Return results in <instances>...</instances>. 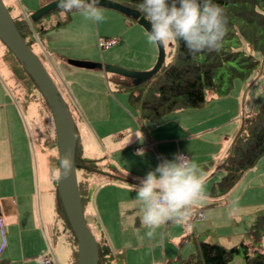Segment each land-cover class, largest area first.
Here are the masks:
<instances>
[{
	"label": "rangeland",
	"instance_id": "1",
	"mask_svg": "<svg viewBox=\"0 0 264 264\" xmlns=\"http://www.w3.org/2000/svg\"><path fill=\"white\" fill-rule=\"evenodd\" d=\"M17 3L19 5V2ZM101 8L103 11H107V8ZM24 10L26 11L28 9L26 8ZM113 11H115V14L113 16H106L107 19L104 24H96L86 21L76 11L67 13L63 19V23L59 25H57L59 20L56 21L53 17H49V14L44 16L43 19L46 22H44L43 25L46 24L51 27H44V39L43 35H41L42 33L35 34L36 36L32 35V37L34 36V41H36L39 46H41L42 41H45V44H47L48 39L51 45L56 42L62 43L60 45L62 52L56 53L54 56H50V53L48 54L46 51L42 53L40 48L36 49L31 43V45L29 44L28 40H26V42L41 60L60 94L64 98L68 109L72 114L83 156L85 158L98 159L96 162L98 168H100L98 164L103 165L101 161L104 159L107 163L117 169V166L122 167L128 165L129 162H140L147 153L145 150L152 149V142L149 139L152 137V132L158 129L159 122L143 117L140 114L139 105L129 102L130 100L128 101L129 91L117 90L112 79L114 74L106 70V66H114L134 72L148 71L153 67L157 59V45H151L147 42L148 32L138 25L135 20L131 19V17L125 16V14L119 11ZM11 12L12 16L15 15L14 11ZM29 15L28 19H30ZM96 25H99V27L105 26L107 31L115 32V37L112 38L116 39L117 42L108 47H99L97 44L98 38L104 39L106 34H97L95 32ZM120 33H122L121 36ZM1 44L2 43L0 42V45ZM243 47L247 52L250 51L252 53L251 49L246 47L245 44H243ZM175 49L176 44H170L167 47L164 46V64L171 60L172 55L175 53ZM4 51L5 55L2 56V59H4L2 61L6 66L5 77L10 76L15 79L17 82L16 85L18 86H10L4 82L2 83V95H4L5 91V96L3 98L1 96L0 105L9 106L10 103L12 105L10 109L15 112V115L19 113V108H17L15 104L16 102L20 105L22 110L26 109L27 112L30 111L29 114L31 115V118L28 120L25 117V124L28 125L27 129L29 127L30 133L28 134V130L26 133L29 135V143L34 149V154L36 155L38 150V155L44 156V161L46 160L45 153H50V150L46 151V148L51 146L47 141L49 140L53 143L51 139L54 136V133L51 135V128L53 130V126L48 108L44 104L42 96L36 86L33 85L32 81L13 55L5 48ZM252 55L259 59V65L247 79H234L232 81L233 84L229 85L228 88H225L224 86L223 89H225L226 92L221 93L222 95L224 94L223 96L213 90L205 89L204 105L202 104L201 106L194 108L182 107L168 115H175L178 118V115H187L192 112H196L198 115H212L213 112H216L218 107H223V104L231 107V104L234 102H236L235 112L236 105L238 106V113L236 115H244L252 110L251 103L256 97V107H254L257 108L264 99V57H261L258 53L254 52ZM69 60L93 63L94 65H71ZM220 78L222 79V82L219 83V85L222 86L224 83L229 84L228 77L224 75ZM236 82L238 83V86H235ZM4 85H7L8 87L10 86L8 93L7 90H4ZM239 87L242 89V95L240 94L241 91ZM11 98L14 99V104ZM221 98H223L224 101L222 105L218 104ZM23 114L26 116V111H24ZM182 118L183 117H180L179 120H182ZM239 124L240 123L237 124L236 122L231 137L234 132H236V129H238L237 127ZM112 134H115L116 137L114 138ZM208 137L214 138L213 135H208ZM149 145H151V147ZM225 149L223 150V153H218L217 158H220L221 155L223 157ZM196 150L202 151L203 149L196 147ZM173 158L174 157H172V159ZM216 167H218L217 164ZM219 168L223 170L220 166ZM222 172H220V175H218L217 178L224 173ZM79 174L80 172L77 171L76 178ZM55 184L56 180L54 186ZM125 185L135 189L134 182H127ZM210 186L211 185L209 184L205 187L206 193H208ZM233 189H235V198H228L227 200L226 197L225 200H227L228 203H237L234 207L241 210L238 217L239 221L234 225L236 237H233V240L238 244L240 242H245L247 239L248 236L246 233L248 232L250 223L255 219L256 215L264 212V156L260 157L251 168L243 172L241 177L231 187L227 194L229 195ZM46 193L49 194V199L54 203V194L48 191ZM135 197L136 192L132 194L131 198L136 201L138 207V213H136L137 219L135 218V212L128 209L122 212L116 210L117 214L113 215L109 230L112 233V238H115L116 240V247L123 244V235L126 233L130 234V229L127 228V224H129L130 221H132V225L136 224V228L133 229V231L136 230L135 241L141 239V241L147 243L158 241L159 243L164 244V258H166V264H179V262L176 261H169V258L172 257L168 253V249L170 250L168 247H174L175 243L173 238L177 239L185 233H189L190 235L194 234L196 240L199 239L206 242L217 243V241H215L216 237L212 231L207 228L208 223L206 220L199 221L203 227H200L197 224L195 227L202 229V232H206L208 235L198 233L201 231H195L191 227L188 231L185 230L184 227L187 224L186 222L177 223L174 221H168L157 228L154 235L149 238L147 236L149 229L142 223V205ZM205 199H207V197ZM204 201L205 200L201 202ZM111 202L112 201L106 206H110ZM197 208H200L199 204L193 207V213L198 211L196 210ZM230 210L231 209L228 208L226 209V212H229ZM56 213L57 211L54 215L49 214L48 211L42 213L41 223L46 226L50 239V243L45 245V247L51 249V255L53 257L55 251L59 252L60 256H64L65 252L64 264H68L67 259L69 250L72 249V235H70L67 228L63 229L62 226H59L58 216L55 215ZM83 214L89 230L95 237L94 228L87 223L88 215L84 208ZM39 215L41 216V211L39 212ZM220 215L223 217L222 212ZM188 221L194 222L192 224L197 222L191 217ZM120 222L125 223L124 227H126V229H124V232H121L116 228ZM99 226L102 229V226ZM203 228H207V230ZM243 232H245V235L244 239L241 240ZM220 242L221 243L217 244L220 245L223 243L222 241ZM194 243L195 241L190 239L185 244L177 246L179 249L181 248L182 252H185L183 258L187 257L190 253L196 254V245ZM222 246L226 247V245ZM118 251V253H116V251L114 253L117 254V257H120L122 252L121 250ZM46 253L47 252L42 253L39 256L45 255ZM37 258L38 256L36 255L34 259L38 264ZM229 264H244L241 252L233 255Z\"/></svg>",
	"mask_w": 264,
	"mask_h": 264
},
{
	"label": "crops",
	"instance_id": "2",
	"mask_svg": "<svg viewBox=\"0 0 264 264\" xmlns=\"http://www.w3.org/2000/svg\"><path fill=\"white\" fill-rule=\"evenodd\" d=\"M50 1L53 0H5V2L3 0V3L8 7L10 14L12 13L11 11H14L15 15L12 17L20 25L24 38L36 49L40 48L42 53L46 51L48 54L50 53V56H54L56 53L62 52V48L60 47L62 43L56 42L51 45L48 39L47 44H45V41H42L41 46H39L34 41V36L41 33L43 35L45 30L43 27H41L42 30L37 29V23L33 24L28 19L29 13ZM17 2H19V5ZM26 8L28 10L25 11L24 9ZM103 12L105 16H113L115 14V11L110 8H107V11ZM65 16L66 14L63 13L62 9L49 14V17H53L56 21H61ZM44 22L46 21L43 19L39 23L43 25ZM105 22L102 23L104 24ZM40 24L39 26H41ZM43 26L45 28L51 27L46 24ZM95 32L97 34L105 33L104 38H112L116 34L115 32L107 31L105 26L99 27V25H96ZM32 35L34 36L32 37ZM3 55H5V51L0 45V98L1 96L2 98L5 96V91L4 95H2L3 82L10 86H18L15 79L10 76L5 77L6 66L2 61L4 60L2 59ZM7 85H4V90H7L8 93L10 86L8 87ZM236 85L238 86L237 82ZM239 89L242 95L241 87ZM256 99L257 97L254 98L252 103L250 102L251 109L254 107ZM11 100L14 104V99L11 98ZM221 100L218 102L220 105L224 102L223 98ZM235 103H232L231 107L223 104V107H218L212 115H198V113L192 112L187 115H178L179 118L168 114L161 116L155 120L159 122L158 129L152 132V137L149 139L152 142V149L145 150L147 153L140 162H129L128 165L117 166L116 169L103 159L101 161L103 165H98L109 176L104 173H91L87 175L88 190L83 208L88 215L87 223L95 230V238L108 252L106 264H166L164 244L158 241L147 243L141 241V239L135 241L136 230L133 231V229L136 228V224L132 225V221L127 224L130 234L126 233L123 235V244L117 247L116 240L112 238L109 228L113 215L117 214L116 210L118 212L125 211L126 209L132 210L135 212V218L137 219L136 213H138V207L136 201L131 198L135 189L125 184L127 182H134L135 185H138L149 171L154 170L164 159L171 160L174 157L173 155L179 152L194 159L200 170L207 177L205 187L209 184L211 185L208 193L205 192L207 199H204V202H200V208L196 209L202 211L203 217L195 219L191 216L197 222L192 224L194 222L186 221L185 230L188 231L191 227L195 231H201L198 233L208 235V233L202 232V229L195 227L196 224L203 227L199 221L206 220L208 223L207 228L212 231L217 243H221L220 241H222L226 244L222 243L220 245H226V247L237 244L233 240V237H236L234 225L239 221L238 217L241 210L234 207L237 203H228L227 201L228 198H235V189L229 195L227 194L229 191L217 197H212L209 194L214 183L220 178H217L218 175L223 171L219 168L222 155L220 158H217V155L218 153H223L226 144L228 146L233 137L231 135L235 129L236 122L237 124L240 123L241 118L244 116L243 114L236 115L238 113V106L236 105L235 112ZM15 104L19 108L17 115L10 109L12 107L10 103L9 106L0 105V264H37L34 257L45 252H47L45 255H48L55 264H64L65 252L64 256H60L59 252L55 251L53 257L51 249L45 247V245L50 243V239L46 226L41 223L44 211H48L49 214L54 215L58 209L55 194L56 188L54 186L56 179L53 177V172L58 166L56 153L53 148H46V151L50 150V153H45L46 160L44 161V156L38 155V150L36 155L34 154V149L29 143V135L26 133L27 130L28 134L30 133L29 127L27 129L28 125L25 124V117L28 120L31 118L30 111H26L27 115L24 116V110L21 109L17 102ZM180 117H183L182 120H179ZM208 135H213L214 138H209ZM112 136L116 137L115 134H112ZM149 146L151 147V145ZM196 147L203 150L197 151ZM80 150L81 155H83L81 146ZM216 164L218 167H216ZM214 168L215 170L213 171ZM112 170L122 175L123 178L112 177ZM47 191L54 194V203L49 199ZM226 197L227 200H225ZM110 201H112L111 205L106 206ZM228 208L231 210L226 212ZM40 211L41 216L39 215ZM221 212L223 213V217L220 215ZM57 213L55 214L56 216H58ZM58 223L59 226H62L59 216ZM124 224L120 222L116 228L124 232V229H126ZM99 225L102 226L103 230ZM207 228L203 229L207 230ZM244 235L245 232H243L241 240L244 239ZM190 239L195 241V245L198 241H202L196 240L195 235H190L189 233H185L177 239L173 238L175 246L168 247L170 248V250L168 249V253L172 257L169 258V261H176L181 264L183 259L192 254L190 253L187 257L183 258L185 252H182L181 248L177 247L185 244ZM248 240L247 237L244 243H248ZM118 250L122 252L120 257H117V254L114 253L115 251L118 253ZM71 253L70 249L67 259L68 264Z\"/></svg>",
	"mask_w": 264,
	"mask_h": 264
},
{
	"label": "trees",
	"instance_id": "3",
	"mask_svg": "<svg viewBox=\"0 0 264 264\" xmlns=\"http://www.w3.org/2000/svg\"><path fill=\"white\" fill-rule=\"evenodd\" d=\"M114 1L136 9L141 16L148 19L139 9L142 0ZM213 3L223 9L227 18L226 33L218 48L190 53L184 42L178 41L171 60L166 64L162 63L157 72L144 82L133 85L128 78L118 74H114L112 77L117 90L129 91L128 101L139 105L140 114L143 117L157 120L182 107L201 106L205 100V89L213 90L219 94L224 93L226 92L223 89L224 86L228 88L233 84L234 79H247L257 69L259 59L252 53H258L259 56L264 57V0H213ZM6 8L8 9V7ZM43 18L44 16L32 22L39 26V22ZM13 21L26 45L29 46L30 42L29 44L26 42L20 25L14 18ZM62 21L63 19L57 24ZM40 25L36 28L42 30L41 27L44 28V26ZM243 44L249 47L252 53L247 52ZM1 46L3 49L5 48L3 44ZM224 75L228 77L229 84L224 83L221 86L219 85L222 82L220 77ZM43 102L46 105L44 100ZM255 107L241 118L237 131L225 149L219 163L224 173L211 188L209 194L212 197L226 194L243 172L264 156V99L257 108ZM24 111L27 110L24 109ZM53 133L51 128V135ZM51 140L53 143L47 141L48 144H51L48 147L55 151L54 136ZM75 141L76 172H80L77 176V187L83 207L88 190L87 175L104 172L96 164L98 159L85 158L81 155L76 130ZM104 174L109 176V174ZM116 174V171L112 170V177L123 178L122 175L117 174L116 176ZM55 194L57 214L62 222V228H67L72 235V253L69 264H76L75 239L65 219L56 189ZM246 235L249 239L248 243L240 242L227 248L214 242L198 241L196 254H190L183 259L181 264H229L233 255L239 252L242 254L244 264H264V212L256 215ZM95 241L98 247L97 264H106L108 252L96 238Z\"/></svg>",
	"mask_w": 264,
	"mask_h": 264
},
{
	"label": "clouds",
	"instance_id": "4",
	"mask_svg": "<svg viewBox=\"0 0 264 264\" xmlns=\"http://www.w3.org/2000/svg\"><path fill=\"white\" fill-rule=\"evenodd\" d=\"M64 14L73 10L84 20L96 24L106 21L99 0H58ZM151 23L147 42L151 45L176 44L183 41L190 53L219 47L225 33L227 18L213 0H142L139 5ZM70 155L61 158L53 177L70 175ZM207 177L194 159L183 154L164 159L135 185L136 200L142 205V223L151 238L168 221L183 223L193 215V207L206 198Z\"/></svg>",
	"mask_w": 264,
	"mask_h": 264
},
{
	"label": "water",
	"instance_id": "5",
	"mask_svg": "<svg viewBox=\"0 0 264 264\" xmlns=\"http://www.w3.org/2000/svg\"><path fill=\"white\" fill-rule=\"evenodd\" d=\"M99 6L119 11L125 16L131 17L147 32L151 31V23L141 16L139 11L131 9L114 0H99ZM58 0H53L37 8L30 13V20L36 21L48 13L59 10ZM0 42L13 55L21 68L34 83L43 100L45 101L52 121L55 148L58 166L61 158L70 155L72 170L70 175L56 179V193L62 207L65 219L75 239L76 264H97L98 247L95 237L89 230L80 200L77 187L75 165V125L68 106L57 89L54 81L48 74L38 56L26 45L24 39L17 30L13 17L0 0ZM164 59V46L157 44V59L153 67L148 71L134 72L120 69L119 67L106 66V70L128 78L133 85H138L153 76L160 68ZM71 65L92 66L93 63H85L69 60Z\"/></svg>",
	"mask_w": 264,
	"mask_h": 264
},
{
	"label": "built area",
	"instance_id": "6",
	"mask_svg": "<svg viewBox=\"0 0 264 264\" xmlns=\"http://www.w3.org/2000/svg\"><path fill=\"white\" fill-rule=\"evenodd\" d=\"M116 42L117 40L114 38H104V39H98L97 44L99 47H108V46L115 44ZM178 154L186 155L181 152H179ZM192 216L195 219H201L203 217V214H202V211L198 210L194 212ZM37 261H38V264H54L51 258L47 255L38 256Z\"/></svg>",
	"mask_w": 264,
	"mask_h": 264
}]
</instances>
